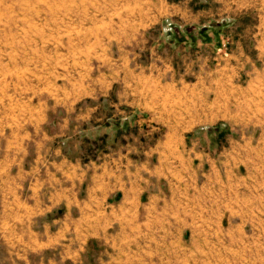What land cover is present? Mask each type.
Segmentation results:
<instances>
[{
	"label": "crops",
	"instance_id": "obj_1",
	"mask_svg": "<svg viewBox=\"0 0 264 264\" xmlns=\"http://www.w3.org/2000/svg\"><path fill=\"white\" fill-rule=\"evenodd\" d=\"M108 6L134 9L129 14L148 30L192 28L195 42L163 35L165 44L146 49L151 60L114 64L97 85L83 87L87 95L56 110L53 127L49 109L32 120L34 134L3 138L1 211L18 234L7 247L85 264L95 249L105 257L131 247L139 230L168 231L173 217L192 230L185 217L211 211L222 217L220 230L230 229L233 196L241 192V239L195 247L242 249L264 264V123L261 133L250 130V105L264 102V0ZM183 48L185 59H176ZM112 90L110 113L100 101ZM83 100L90 101L79 106Z\"/></svg>",
	"mask_w": 264,
	"mask_h": 264
},
{
	"label": "rangeland",
	"instance_id": "obj_2",
	"mask_svg": "<svg viewBox=\"0 0 264 264\" xmlns=\"http://www.w3.org/2000/svg\"><path fill=\"white\" fill-rule=\"evenodd\" d=\"M110 3L113 0H0V149L7 144V138H3L10 134H34L32 120L49 109L53 127L67 102L87 95L84 89L97 85L99 75H108L114 64L151 60L154 55L146 49L165 44L163 35L173 37L177 44L186 36L195 38L187 33L192 28L178 33L173 27L164 31L162 24L150 30L140 27L139 16L129 14L134 9L109 7ZM136 33L145 38H130ZM185 53L183 48L174 55L185 59ZM109 95L102 97L100 104L104 111L113 113L114 90ZM88 101L83 100L79 106ZM56 110L58 115H54ZM250 115L251 132L261 133L264 102L251 104ZM233 199V209L229 210L234 211L232 231L220 230L222 217L208 214L211 211L203 216L187 215L190 228H196L192 230L182 229L189 226L174 222L173 217L168 231L139 230L131 247L105 257L95 249L85 264H253L242 249L195 247L201 240L241 239L238 229L242 226L241 212L246 209L245 197L235 192ZM200 218L206 224L205 231ZM17 236L15 229L10 231L0 199V264H55L50 263L55 259L52 251L43 257L27 255L23 248L7 247L10 241L18 240Z\"/></svg>",
	"mask_w": 264,
	"mask_h": 264
},
{
	"label": "trees",
	"instance_id": "obj_3",
	"mask_svg": "<svg viewBox=\"0 0 264 264\" xmlns=\"http://www.w3.org/2000/svg\"><path fill=\"white\" fill-rule=\"evenodd\" d=\"M187 33H189L190 35L193 34V31H187ZM180 40H182L183 38L181 36H179Z\"/></svg>",
	"mask_w": 264,
	"mask_h": 264
}]
</instances>
